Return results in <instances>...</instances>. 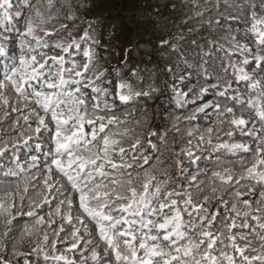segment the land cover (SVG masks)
I'll return each instance as SVG.
<instances>
[{
  "label": "clouds",
  "instance_id": "obj_1",
  "mask_svg": "<svg viewBox=\"0 0 264 264\" xmlns=\"http://www.w3.org/2000/svg\"><path fill=\"white\" fill-rule=\"evenodd\" d=\"M0 264H264V0H0Z\"/></svg>",
  "mask_w": 264,
  "mask_h": 264
}]
</instances>
